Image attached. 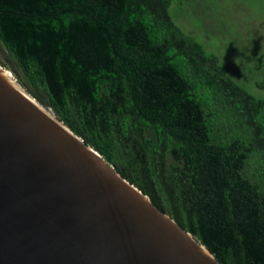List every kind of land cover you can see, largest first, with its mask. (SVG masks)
<instances>
[{"label": "trees", "instance_id": "obj_1", "mask_svg": "<svg viewBox=\"0 0 264 264\" xmlns=\"http://www.w3.org/2000/svg\"><path fill=\"white\" fill-rule=\"evenodd\" d=\"M172 3L0 0V65L220 264H264V49L236 81Z\"/></svg>", "mask_w": 264, "mask_h": 264}, {"label": "water", "instance_id": "obj_2", "mask_svg": "<svg viewBox=\"0 0 264 264\" xmlns=\"http://www.w3.org/2000/svg\"><path fill=\"white\" fill-rule=\"evenodd\" d=\"M0 264L220 263L0 66Z\"/></svg>", "mask_w": 264, "mask_h": 264}, {"label": "rangeland", "instance_id": "obj_3", "mask_svg": "<svg viewBox=\"0 0 264 264\" xmlns=\"http://www.w3.org/2000/svg\"><path fill=\"white\" fill-rule=\"evenodd\" d=\"M263 13L264 0H173L170 7L175 23L186 34H193L208 50L214 45L218 48L215 52L236 81L242 78L238 72L240 47H247L254 57L264 49ZM250 89L264 94L260 87Z\"/></svg>", "mask_w": 264, "mask_h": 264}]
</instances>
